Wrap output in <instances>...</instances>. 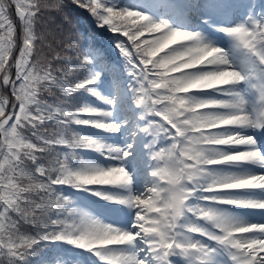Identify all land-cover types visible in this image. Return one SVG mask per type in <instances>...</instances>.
<instances>
[{"label":"snow or ice","instance_id":"6c2138e0","mask_svg":"<svg viewBox=\"0 0 264 264\" xmlns=\"http://www.w3.org/2000/svg\"><path fill=\"white\" fill-rule=\"evenodd\" d=\"M72 2L99 27L126 38L117 45L131 66L125 94L142 110L143 126L133 136L150 138L147 159L135 154V142L121 147L75 130L117 134L122 125L113 120L117 100L97 90L103 68L93 73L92 61L70 43L59 51L48 44L45 53L39 21L49 9L62 11L65 0H0V264H28L42 242L86 250L100 264H217L221 249L231 264H264V225L232 211L264 212V198L254 195L264 193V172L214 171L245 164L264 169V151L248 135L264 132V109L250 111L237 90L247 86L264 105V17L218 29L243 52L238 65L200 32L178 30L167 19L102 0ZM207 3L215 14L230 7L225 0ZM200 6L190 0L191 10ZM72 60L80 67H71ZM82 71L89 74L74 80ZM81 89L111 110H73L69 98ZM201 92L220 98H200ZM86 150L112 163H85L80 153ZM141 164L151 179L137 192ZM66 189L124 206L134 214L131 227L96 218ZM125 248L132 251L117 250Z\"/></svg>","mask_w":264,"mask_h":264},{"label":"trees","instance_id":"16d2710c","mask_svg":"<svg viewBox=\"0 0 264 264\" xmlns=\"http://www.w3.org/2000/svg\"><path fill=\"white\" fill-rule=\"evenodd\" d=\"M47 2H54V0H47ZM102 2L111 4L117 9L127 8L134 11H141L155 19L147 13V5L144 2H138L137 5L128 0H102ZM9 15L17 27V39L19 40L21 36V25L14 7L9 8ZM37 30H43L46 34V54L48 44L51 45L52 49L59 51L62 47L70 43L76 48L79 55L86 56L92 61L91 71L93 73L99 71L101 68L104 69L101 73V82L97 90L104 97L109 94H116L117 107L113 113V120L118 115L122 123L127 122L126 127L132 132L137 133L138 126L143 125L137 121V115L133 112V104L130 98H123L121 96L122 88L124 86L128 87L131 82V78L129 77L131 66L117 47L126 38L120 34L113 33L108 27H99L97 20L91 13L85 8L74 4L72 0H65L62 11L55 9L47 10L39 21ZM70 63L73 68L80 67L78 60H72ZM88 74L87 71L79 72L74 80L84 79ZM49 100L52 103L57 102L55 98H49ZM69 105L73 110L83 108L85 105L96 109L111 110L109 105L106 107L104 103L92 96L88 89H81L70 97ZM84 118L87 119L86 114ZM74 127L76 131L86 136L107 142V137H105V132L103 131L90 127ZM64 151H67V149H64ZM93 154L97 153L86 150L82 151L80 156L85 163L99 164ZM65 194L75 200L80 206L87 209H89L87 204L90 201L85 196L97 199V197H93L89 193H80L67 189L65 190ZM65 246H70L73 250L68 256H66ZM82 250L62 242H42L36 247L35 254L29 258L28 264H88L86 262L88 258L82 254ZM60 256L63 260H59Z\"/></svg>","mask_w":264,"mask_h":264},{"label":"rangeland","instance_id":"374dc122","mask_svg":"<svg viewBox=\"0 0 264 264\" xmlns=\"http://www.w3.org/2000/svg\"><path fill=\"white\" fill-rule=\"evenodd\" d=\"M179 4L181 5V0H178ZM200 8L196 10V16L201 17L204 21L203 24H199L198 27H196L193 23L186 24V25H180L182 24V15L181 13H186L188 8L185 9H179L177 6V3L174 0H153L149 11L151 9V13L154 15L160 16L164 15L166 16L172 23L174 27H176L178 30H189V31H195L200 32L204 38L205 41L208 43H212L215 46L221 47L222 49L226 50L229 53V56L233 63L240 64L244 61V54L243 52L235 49L234 41H232L225 33L218 31L220 27H234L238 24L245 23L248 21L249 17H252L253 19H261L264 17V1L262 0H225V3L229 5V10L226 12H223L221 14H215L210 10V6L207 3V0H199ZM202 14V16H201ZM225 90H228V86L225 87ZM241 92H243L246 97L249 99V110H255L259 111V106L257 105V98L256 93H254L251 89H249L245 85H241L239 89H237ZM126 91L123 89L122 96H126ZM213 94V93H212ZM212 94H203V93H196V95L200 98H209V97H216L220 98L217 95ZM107 99H116L115 95H110L106 97ZM106 105V104H105ZM108 107V105H106ZM114 120L116 123L121 124V132L115 134L111 137L110 142L112 144H115L116 146H125L127 143L135 142V148L134 152L138 156H142L143 159L146 161L147 157L145 155L146 149L145 145L149 142L147 138L143 136V134H140L139 137L133 136L132 131L123 126L124 123L121 122L120 117L117 115V117H114ZM259 133L260 132H249L248 135H254L256 137V140L258 142V145L261 149L260 145V139H259ZM262 151V149H261ZM109 163H112L110 161H107V163H103L102 166L107 167ZM214 171H228L233 172L237 174H246L248 172H264V169L255 168L252 165H242L239 167H232V168H221V169H214ZM131 174V173H130ZM135 184H134V190L139 192L143 191L145 183H147L151 177L150 173L146 172L145 166L141 164L138 168L135 169ZM122 191V190H121ZM255 196L259 198H264V193L262 192H256L254 194ZM101 204V203H100ZM99 204V205H100ZM112 203H102L101 206L104 208L110 207ZM114 204V203H113ZM104 205V206H103ZM116 205V204H114ZM119 210L116 212L109 213L106 209L103 211L99 208L91 210L96 216V213H99L98 215L104 216L103 218H99L104 220L107 218L108 222H113L112 226L114 227H131V223L134 219V214L129 212L127 208L124 206L119 207V205H116ZM235 215H238L239 213L233 211ZM248 214H241L238 217L244 216L248 220V224H257V225H264V212L262 211H255V210H246L245 211ZM242 215V216H241ZM96 218H98L96 216ZM143 245H140L138 242V247H142ZM118 251H132L130 248L125 249H117ZM223 255L219 253V258L217 261V264H228L226 260H224ZM178 264H181V262H178Z\"/></svg>","mask_w":264,"mask_h":264},{"label":"bare ground","instance_id":"6f19581e","mask_svg":"<svg viewBox=\"0 0 264 264\" xmlns=\"http://www.w3.org/2000/svg\"><path fill=\"white\" fill-rule=\"evenodd\" d=\"M237 216H240V214H238ZM241 216H242V215H241ZM239 218L242 219V220L245 221V222H248L247 218H245L244 216L239 217Z\"/></svg>","mask_w":264,"mask_h":264}]
</instances>
